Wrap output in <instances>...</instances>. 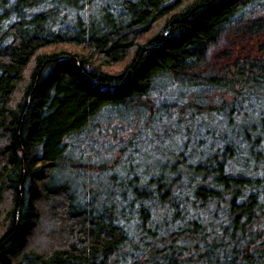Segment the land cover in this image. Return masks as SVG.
Segmentation results:
<instances>
[{"label":"trees","instance_id":"1","mask_svg":"<svg viewBox=\"0 0 264 264\" xmlns=\"http://www.w3.org/2000/svg\"><path fill=\"white\" fill-rule=\"evenodd\" d=\"M0 264H264V0H0Z\"/></svg>","mask_w":264,"mask_h":264},{"label":"rangeland","instance_id":"2","mask_svg":"<svg viewBox=\"0 0 264 264\" xmlns=\"http://www.w3.org/2000/svg\"><path fill=\"white\" fill-rule=\"evenodd\" d=\"M92 11H94V9H92ZM97 19H99L98 16ZM106 124V117L101 114L88 124L85 129L69 139L72 147V155L82 160L83 163L81 165L89 168V172L96 173V169L100 164L108 165V162L102 157L104 154L110 153L113 149V146H111L112 142L108 140L111 139L113 135H122V132L115 133V129L118 127L117 125L106 126ZM75 163L78 164L76 161ZM71 177H74V175ZM90 178H92V175ZM101 178H103L105 184V177L102 176ZM59 179L62 181L64 180L63 178ZM74 181L78 182L80 179L75 178Z\"/></svg>","mask_w":264,"mask_h":264}]
</instances>
